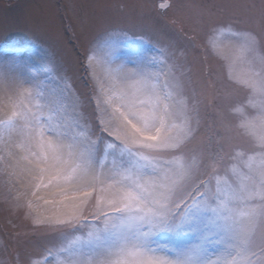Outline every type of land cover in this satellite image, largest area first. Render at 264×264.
I'll list each match as a JSON object with an SVG mask.
<instances>
[{"label": "snow or ice", "instance_id": "obj_1", "mask_svg": "<svg viewBox=\"0 0 264 264\" xmlns=\"http://www.w3.org/2000/svg\"><path fill=\"white\" fill-rule=\"evenodd\" d=\"M226 31L209 37L211 49ZM102 48L111 65L103 78ZM169 55L141 34H106L84 55L92 85L85 100L46 54L25 42L0 46V90L8 93L0 130L21 137L26 163L17 168L27 177L22 195L33 226L56 234L30 264H228L220 253L211 258L213 248L246 256L241 222L257 210L230 207L237 165L222 155L192 176L195 161L180 148L190 128L170 103ZM85 248L94 255L83 258Z\"/></svg>", "mask_w": 264, "mask_h": 264}, {"label": "rangeland", "instance_id": "obj_2", "mask_svg": "<svg viewBox=\"0 0 264 264\" xmlns=\"http://www.w3.org/2000/svg\"><path fill=\"white\" fill-rule=\"evenodd\" d=\"M160 2L0 0V46L25 42L36 55L46 54L85 100L92 85L84 55L98 39L109 33L141 34L166 46L173 72L170 103L191 132L180 148L195 161L192 176L210 157L222 155L225 163L237 165L230 207L258 213L242 218L246 256L213 248L211 258L220 253L228 264H239L242 258L247 264H264V197L257 195L264 190V0H167L170 7L158 10ZM220 29L229 31L214 51L208 39ZM97 55L103 78L111 65L106 64L105 49ZM7 99L8 93L0 90V121L5 120ZM45 136L51 139L53 133L46 130ZM0 138V264H30L33 253L56 234L35 228L29 218L22 195L27 177L17 168V161L26 163L19 133L0 130ZM83 252V258L94 255L88 248Z\"/></svg>", "mask_w": 264, "mask_h": 264}, {"label": "bare ground", "instance_id": "obj_3", "mask_svg": "<svg viewBox=\"0 0 264 264\" xmlns=\"http://www.w3.org/2000/svg\"><path fill=\"white\" fill-rule=\"evenodd\" d=\"M2 118H4L5 120L7 119L6 115H4ZM10 150V149H9Z\"/></svg>", "mask_w": 264, "mask_h": 264}, {"label": "water", "instance_id": "obj_4", "mask_svg": "<svg viewBox=\"0 0 264 264\" xmlns=\"http://www.w3.org/2000/svg\"><path fill=\"white\" fill-rule=\"evenodd\" d=\"M168 3V2H167Z\"/></svg>", "mask_w": 264, "mask_h": 264}]
</instances>
